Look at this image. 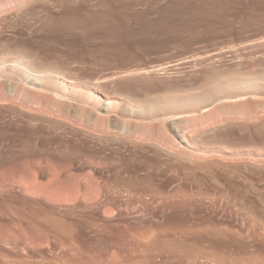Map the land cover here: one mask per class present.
<instances>
[{"label":"rangeland","instance_id":"1","mask_svg":"<svg viewBox=\"0 0 264 264\" xmlns=\"http://www.w3.org/2000/svg\"><path fill=\"white\" fill-rule=\"evenodd\" d=\"M75 4L74 30L67 28L62 5L51 11L61 16L56 34L62 30L57 36L62 43H54L60 53L54 57L49 52L50 57L40 62L43 67L84 83L100 79L106 84L102 95L117 102L125 97L145 108L156 100L183 102L167 113L191 111L190 119L218 117L221 106L237 109L239 105L250 114L211 121L201 118V126L206 122L203 127L185 131L190 144L186 147L190 154L181 156L185 158L155 153L144 143L126 142L103 151L102 157L109 156V161L101 167L92 160L75 163L72 169L81 177L80 187L73 192L31 194L16 186L8 192L0 190V202L7 200V208L0 212V264H239V257L245 259L240 264H245L247 256L260 264L264 252L248 255L247 251L255 242L239 253L223 235L231 238V232L243 231L264 212V0H75ZM105 23L104 28L110 29L102 31ZM107 36L115 43L120 38L124 42L120 39V46H113V41L110 45ZM69 39H74L73 46ZM1 100L0 131L11 136L16 128L35 129L31 122L14 117L6 108L9 101ZM80 105L90 108L83 102ZM122 106L104 116L145 126L158 123L155 118H132L122 112ZM40 126V141L46 147L53 148L54 139L71 137L61 132L58 138L60 131ZM24 137L33 138L25 132L16 144H0L2 157L19 156L26 146ZM40 168L39 181L45 183L49 178L46 163ZM116 169L131 183L149 179L148 186L136 187L138 193L163 192L167 200L163 205L125 203L122 177L113 176ZM167 193H173L171 198ZM49 196L59 201L50 202ZM69 196L72 202L65 201ZM95 197L110 202L92 203ZM30 200L37 204L25 203ZM32 212L55 217L58 233L42 236L41 241L20 233Z\"/></svg>","mask_w":264,"mask_h":264},{"label":"bare ground","instance_id":"2","mask_svg":"<svg viewBox=\"0 0 264 264\" xmlns=\"http://www.w3.org/2000/svg\"><path fill=\"white\" fill-rule=\"evenodd\" d=\"M77 3H79V1ZM60 5L63 6V8H61L63 9L62 14L66 16V20L68 21L67 28L73 29L72 23L75 22L72 20L75 18L73 8L77 6L75 0H0V100L3 99L4 102L5 100L9 101L6 108L14 114V117L20 120H27L35 126V129L31 131H29V127L26 129L28 131L23 128L13 129L10 131L11 136H8L7 131H0V144H16L18 143L19 136L25 132L33 136V138L24 137L23 140L26 146L21 147L22 151H20L19 156L8 153V156L3 158L0 153V176H2V179H0V190L8 192L10 186H16L31 194L42 191H61V193L62 191L68 193L73 192L80 187L79 177H81L78 175L79 173L76 174L72 169L75 163L85 164L87 161L92 160L95 165L97 164V166L99 165L98 167H101L109 161V156L102 157L103 151L110 150L113 147H123L126 145V142L132 144H147L153 148L155 153L164 152L165 154L180 158H185L181 157L183 155H189V150L187 151L186 147H189L190 144L189 139L185 135V131L189 128L192 129L191 127L201 128L206 122L201 126L202 124H200V122L203 121L202 119L204 116L201 117L202 119L200 117L196 119L189 118H192V116L187 117V114L189 115L191 111L167 113L169 110L183 105V102L167 99L163 101L156 100L150 104L147 103V108H145L146 105L144 104H136L132 101H127L125 97H121L122 102H117L102 95L101 90L106 87V84L100 82V79L96 80L94 83H84L75 80L72 75L65 76L63 73L53 70V68L43 67L40 64L42 60L48 59V56L50 57V55H48L49 52L50 54L54 52V57L57 55L55 54L56 52L60 53V51H56L57 47L55 48L54 43H62L61 41H57L60 37L58 34L62 32L61 29H63V26H66L67 23L59 29L61 32L59 31L60 33L56 34L57 28H60L61 16L59 17L56 14H52L53 12L51 13L52 10L56 11ZM74 10L76 9L74 8ZM110 11L112 12V9H110ZM111 12L108 14H112ZM71 13H73L74 18H72ZM104 14L106 15V13ZM115 19L113 18V20ZM109 20L107 21L109 22ZM105 21H103V23ZM106 23L104 25L102 24V31L107 27ZM104 26L106 27L104 28ZM65 30L67 29L63 31ZM108 30V34H111V31L109 32ZM102 33L105 34L106 32H101V34ZM70 35H72V33ZM106 35L107 34L104 36ZM113 35L114 34H112V36ZM72 36L69 37L68 35V38L71 39ZM110 37L111 36L108 38L107 36L109 40L112 39V37ZM70 39L67 41L72 44L71 41H74L75 38L71 41ZM117 39L118 38H116V40ZM120 39L122 40V38ZM109 40L105 41L109 42ZM112 41L114 42V40H111L109 44L112 43ZM118 41H116V43L114 42L115 44H113V46H120L119 43L117 44ZM107 42H104L105 46H107ZM122 43L120 44L122 45ZM101 44H103V42ZM66 45L69 44L67 43ZM103 46L101 48L104 51L106 48L104 49ZM62 49L61 47L60 50ZM63 51L65 50H62V53ZM100 52L102 51L100 50ZM66 55L69 56L68 54ZM72 56H74L73 53ZM56 60L54 61L55 64ZM50 61L52 62L53 58L52 60L50 59ZM50 61L48 60V62ZM129 74L131 76L133 72ZM103 98L106 99L103 100ZM81 102L89 105L90 108L87 109L81 106ZM120 105H123L122 112L128 114L132 118L140 120L142 117L155 118L158 123L145 126L139 124L137 121L135 122V120H119L104 116L105 114L111 113ZM136 106L140 108L139 112L134 111V107ZM233 107L221 106L218 109V117H230L232 114L248 117L250 114L249 111L247 112L246 109L243 110L239 105L238 107L236 106L237 109L235 107L233 109ZM245 113L247 115H245ZM161 116H163V119L159 118ZM218 117L217 115H206L204 118H207L209 121L210 119L212 120ZM198 122L199 124H196ZM41 124H46L50 127L49 129H53V131H60V134L62 132L64 135L71 136L75 141L77 140V143L70 141L69 139L71 137L66 139L61 137L63 134H59L60 136H58V138H61L56 141L54 139L53 148L46 147L44 144L45 142L40 141L43 140L42 137L39 136V132H42V129L40 131ZM123 135H126L127 138H124ZM50 138H52V136ZM72 138L71 140H74ZM47 139L48 141L51 140H49V138ZM173 139L174 141L177 139V141L174 142ZM10 149H12V147ZM42 162L46 163L47 172L49 174V178L45 183L39 181V176L42 173L40 168ZM113 176H120L118 169L114 170ZM120 177H118V179H120ZM115 180H117V178ZM85 181L89 183L87 180ZM148 181L149 179H143L131 183L130 179L122 177L120 182H122L123 187H125V190L122 192L124 194V198H122L124 202L127 204L148 203L150 201L152 203H164L167 197L165 198L163 196L165 194L161 195L163 192L161 194L160 192L155 193V195L159 193V197L153 195V191L149 190V188L150 194H140L137 192L136 187L139 185H144V187L148 186ZM232 187H234V185ZM180 192L183 194V190ZM167 195L172 196L173 193H167ZM176 195L177 194H175V197ZM178 196H180V193H178L177 198H179ZM37 197H42V195ZM48 198L50 202L59 201L56 196H49ZM35 199L39 200V198ZM65 201L72 202L73 199L69 196ZM91 201L92 203L98 201L109 203L110 199L95 197L91 199ZM6 202V199L1 200L0 212L5 211L7 208ZM25 203L29 205L37 204L35 200H30ZM242 205L243 204H241V206ZM240 208L244 210V208ZM263 213L262 217L264 215ZM257 216L260 219L256 218ZM257 216H254L255 218H253L252 221L250 220L249 223L246 222L248 225H246L247 227L243 231H237L236 233L231 232V238L227 236V233H224V237L228 238L230 242L232 241L235 243V250H237V252L240 253L245 251L248 243L251 241L255 242V245L252 246L253 248L251 250H247L249 251L248 255L264 252V217L263 220H261L262 217H259V215ZM58 231L59 223L55 217L39 216L37 212H32L28 215L27 226L19 229L20 233L26 235V237H33L35 240L42 236L56 235ZM221 232L219 231L220 235L223 234ZM223 232H225V229ZM226 238H224V240ZM39 240L41 241V238ZM251 257L252 256L246 257L249 261L245 264H253L252 261H250ZM239 260H241L240 263H243L245 259L239 257ZM259 260L260 264H264V260Z\"/></svg>","mask_w":264,"mask_h":264}]
</instances>
